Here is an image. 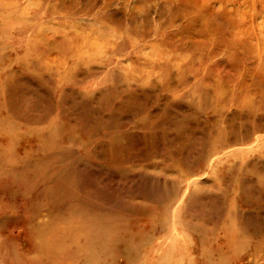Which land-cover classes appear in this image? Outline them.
I'll return each instance as SVG.
<instances>
[{
    "label": "rangeland",
    "instance_id": "rangeland-1",
    "mask_svg": "<svg viewBox=\"0 0 264 264\" xmlns=\"http://www.w3.org/2000/svg\"><path fill=\"white\" fill-rule=\"evenodd\" d=\"M0 264H264V0H0Z\"/></svg>",
    "mask_w": 264,
    "mask_h": 264
}]
</instances>
